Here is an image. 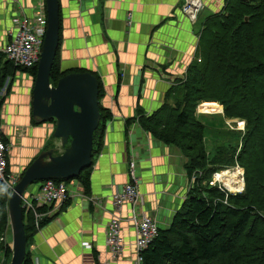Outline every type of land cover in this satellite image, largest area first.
Returning <instances> with one entry per match:
<instances>
[{
    "label": "crops",
    "instance_id": "obj_1",
    "mask_svg": "<svg viewBox=\"0 0 264 264\" xmlns=\"http://www.w3.org/2000/svg\"><path fill=\"white\" fill-rule=\"evenodd\" d=\"M201 1L198 20L191 21L181 11L182 0H59L60 69L97 76L104 92L99 105L111 119L105 122L101 152L90 171L88 196L96 197L98 205L75 196L65 206L50 207L49 223L28 245L32 264H137L135 235L126 223L121 255L111 257L105 246L112 198L129 181L130 161L136 163L144 211L159 229L169 226L191 181L180 151L152 138L138 119L155 114L165 103L173 104L166 95L183 80L196 57L202 22L225 2ZM34 4L35 0H0V48L11 17L21 9L30 14ZM15 78L11 87H16L0 106L2 135L11 148L10 172L28 166L47 148L60 150L52 124L32 123L34 80L25 73H16ZM127 120L131 123L126 129ZM126 215L123 209L122 216Z\"/></svg>",
    "mask_w": 264,
    "mask_h": 264
},
{
    "label": "trees",
    "instance_id": "obj_2",
    "mask_svg": "<svg viewBox=\"0 0 264 264\" xmlns=\"http://www.w3.org/2000/svg\"><path fill=\"white\" fill-rule=\"evenodd\" d=\"M59 44L50 71L53 86L67 74L86 72L60 69ZM37 66L18 68L0 54V92L6 80L10 78L12 82L16 73H25L35 79ZM95 77L100 102L104 92L99 78ZM171 98L173 104L165 103L155 114L141 117L139 124L155 140L180 151L189 180L193 172L201 175L188 189L169 226L159 229L155 239L141 253L142 264H264V0H225L219 12L204 19L196 57L188 66L183 80L166 95L167 100ZM3 101L1 97L0 106ZM215 103L223 108V113L204 111H220L209 108L199 111L223 117L227 126V121L243 122L244 128L222 130L236 139L232 142L236 145L226 149L212 146L208 153L206 125L195 112L200 104ZM98 108L100 122L93 132L92 165L95 156L101 152L105 122L111 119L107 109L100 105ZM32 123L39 125L33 120ZM130 123L131 120L126 121V129ZM232 124L236 127L235 122ZM221 132L216 136L221 137ZM3 140L9 143L5 137ZM69 143L70 140L66 147ZM223 151L228 153L226 163L217 159V153ZM220 164L223 169L238 165L244 170L245 187L242 192L231 195L224 189L207 185L212 172L219 169ZM92 165L75 178L87 195ZM9 196L10 191L0 181V239L10 234ZM48 209L43 207L40 211ZM22 212L26 236L22 264H32L28 245L37 230L32 215ZM49 220L42 219L40 229ZM10 253V242L3 239L0 255L7 259ZM9 261L8 258L7 264Z\"/></svg>",
    "mask_w": 264,
    "mask_h": 264
},
{
    "label": "water",
    "instance_id": "obj_3",
    "mask_svg": "<svg viewBox=\"0 0 264 264\" xmlns=\"http://www.w3.org/2000/svg\"><path fill=\"white\" fill-rule=\"evenodd\" d=\"M45 7L47 28L32 89L31 118L39 124L54 121L52 136L59 141L62 151L59 154L55 149L40 152L10 193L8 216L12 255L9 264H22L25 258L21 200L28 187L46 180H75L90 167L93 132L100 122L98 80L92 73H70L61 77L55 86L50 83V71L59 44V0H45ZM68 140L70 143L66 147Z\"/></svg>",
    "mask_w": 264,
    "mask_h": 264
},
{
    "label": "built area",
    "instance_id": "obj_4",
    "mask_svg": "<svg viewBox=\"0 0 264 264\" xmlns=\"http://www.w3.org/2000/svg\"><path fill=\"white\" fill-rule=\"evenodd\" d=\"M182 1V13L191 21H195L202 9V1ZM33 8L34 11L30 14H25L21 9L11 17V27L6 32L4 45L0 48V54L18 68L30 69L38 64L40 59L47 28L45 0H35ZM128 24H131L129 20ZM10 82L11 79H7L6 87L9 86ZM3 139L0 124V181L11 193L16 180L10 176V171L8 172L10 144L4 142ZM127 175L129 181L112 198L113 213L105 227V246L111 257L118 258L121 255L123 223H126L129 228L133 229L135 235L134 247L137 252V264H142L141 253L155 239L159 228L157 221L143 209V198L137 187L138 174L134 161L128 163ZM215 175L211 181L212 186L223 190L221 182L215 178ZM190 181L192 184L195 178L192 177ZM32 187H35V190L31 189ZM31 188L23 195L21 206L25 215H32V222L37 231L41 230L42 219L50 215L49 209L46 212L40 211L43 207L50 208L64 204L75 196L82 197L95 206L98 205L96 197L86 195L77 180L68 182L46 180L35 182ZM123 209L127 210L125 217L122 216Z\"/></svg>",
    "mask_w": 264,
    "mask_h": 264
},
{
    "label": "rangeland",
    "instance_id": "obj_5",
    "mask_svg": "<svg viewBox=\"0 0 264 264\" xmlns=\"http://www.w3.org/2000/svg\"><path fill=\"white\" fill-rule=\"evenodd\" d=\"M31 77V76H30ZM22 77H20V79H21ZM20 79H19V81H20ZM26 79H28V78H26ZM34 78L33 77H31V80H33ZM15 80H17L15 77L12 79V82H11V84L12 83H14L15 82ZM7 81V80H6ZM18 81V82H19ZM20 83V82H19ZM11 84L8 86V87H6V82L4 83V86H3V89L1 90V92H0V99H1V97L2 98H5V97H7L8 95H6L7 94V89H8V93H10V91H11V89H12V87H16V85H13L12 87H11ZM22 85V83L19 85V86H21ZM202 104H204V103H202ZM201 105V104H200ZM200 105H198V107H197V109H196V112H195V114H196V117H198V116H200V120L202 121V123H204L205 125H206V128H205V139H206V149H207V152L209 153V152H211V149H212V146H214V147H224V149H226L227 147H230V146H232V147H234L235 145H236V143H232V142H235L236 141V139H233L230 135H227V134H225V132H221L222 130H224V131H232V130H234V129H239V123L240 122H236L235 120H232V121H227V124H228V126L227 125H225V122H223V117H220V116H218V115H215V114H212V115H210V114H200V113H198V112H202V111H199V106ZM203 106V105H202ZM202 106H200V107H202ZM219 104H217V103H215V104H209V105H204V107H202V108H200V109H206V108H209V109H211V110H220V111H222V112H220V111H215V112H212V111H210V110H204V111H207V112H209V113H223V108L220 106ZM1 113V112H0ZM52 122V121H51ZM51 122H49L50 124H52L53 126H54V123H51ZM233 122H235L236 123V127H234L233 126ZM46 124V123H45ZM244 128V123H243V125H242V129ZM239 130H241V129H239ZM219 132H221V134H219L221 137H217L216 136V134H218ZM224 139V140H223ZM57 140V139H56ZM224 141L226 142V143H224ZM60 148V150H56L55 152L57 153V154H59V153H61V151H62V148L61 147H59ZM11 149V148H10ZM15 149H17L16 147H14V152L16 151ZM51 149H54V148H51ZM59 152V153H58ZM213 155V154H212ZM211 155V156H212ZM217 159H218V161L219 162H223V163H226V162H228V153L226 152V151H223V152H221V153H217ZM18 163H20V162H18ZM220 168L219 169H217V170H214L213 172H212V176H211V178L209 179V181H208V183H207V185L209 186V187H213L212 186V179H213V176L216 174V173H218V177H219V179L222 181V177L220 176V173H222V172H224V171H231V172H233L235 169H239V170H241V175H240V178H241V180L243 179V188L241 189L242 191L244 190V187H245V182H244V170L242 169V168H239L238 167V165H234V167H232V166H230L229 168H227V169H223L224 167H223V165H221L220 164ZM27 167V165L26 166H24V167H19L17 170H15L14 171V169L12 168L11 169V171L12 172H10V176H13L14 177V179L16 180L15 181V183H17L19 180H20V178H21V175L23 174V172H24V170H25V168ZM218 167V166H217ZM9 170H10V168H9ZM9 170H8V172H9ZM219 171V172H218ZM201 175V173H199V172H193L192 173V176H191V178L192 177H194L195 178V181H196V179L199 177ZM221 177V178H220ZM191 178H190V180H191ZM216 178V177H215ZM217 179V178H216ZM218 179V180H219ZM195 181L191 184V186H189V183H188V185H187V189L186 190H188V187L190 188V187H192L193 185H194V183H195ZM220 181V182H221ZM221 186H222V189H224L225 191L227 190V193H229V194H231V195H236L237 194V192H232V191H230L227 187H226V185H225V183L222 181L221 182ZM33 185V184H32ZM31 185V186H32ZM217 185V184H216ZM31 186L30 187H28V189H27V191L26 192H28L29 190H30V188H31ZM215 187V186H214ZM226 188V189H225ZM10 191V190H9ZM230 191V192H229ZM241 192V191H240ZM240 192H238V193H240ZM10 226V225H9ZM3 239L4 240H7V241H9L10 242V246H11V241H12V237H11V229H10V234L9 235H6L5 237H2L1 239H0V243H2L3 242ZM10 251H11V248H10ZM11 255H12V252L10 253V255L7 257V259L5 258V256L3 255V254H1L0 255V261H2V264H7V262H8V258H9V260H10V258H11ZM10 262V261H9Z\"/></svg>",
    "mask_w": 264,
    "mask_h": 264
},
{
    "label": "bare ground",
    "instance_id": "obj_6",
    "mask_svg": "<svg viewBox=\"0 0 264 264\" xmlns=\"http://www.w3.org/2000/svg\"><path fill=\"white\" fill-rule=\"evenodd\" d=\"M202 107H204V105ZM202 107H199V110ZM199 113L202 114L201 112H199ZM242 125H243V122H240L239 123V129H242ZM240 175H241V170H239V169H235L233 172L224 171V172L220 173V176L222 177V181L225 183L226 187L232 192H237V191H240L242 189L243 182L240 178ZM218 176L219 175L217 173L215 175L217 180L219 179ZM219 181H221V180L219 179Z\"/></svg>",
    "mask_w": 264,
    "mask_h": 264
}]
</instances>
